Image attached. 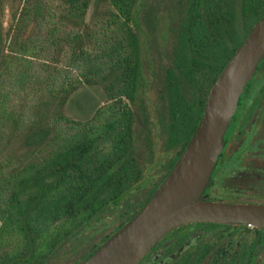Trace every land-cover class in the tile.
<instances>
[{"label":"trees","instance_id":"16d2710c","mask_svg":"<svg viewBox=\"0 0 264 264\" xmlns=\"http://www.w3.org/2000/svg\"><path fill=\"white\" fill-rule=\"evenodd\" d=\"M147 1L0 0V264L47 263L81 226L105 211L112 214L111 203L142 179L140 139L150 147L149 162L153 146L146 128L135 125L132 105L146 90L141 42L131 21L136 16L144 29L147 19L156 23L159 9L152 15ZM209 2L183 0L176 7L170 0L167 8L177 47L156 79L152 103L159 148L178 149L176 156L198 124L208 88L264 14V0H233L232 22L221 21L226 11L219 8L214 23ZM199 11L206 14L204 34L197 27ZM204 71L207 83L198 80ZM180 76L192 94L201 84L198 109L188 102ZM84 84L100 87L104 99L75 119L66 104ZM176 156L161 165L166 171L160 180ZM159 182L143 183L116 207L111 225L100 224L61 264H80L148 201Z\"/></svg>","mask_w":264,"mask_h":264},{"label":"flooded vegetation","instance_id":"af4514ba","mask_svg":"<svg viewBox=\"0 0 264 264\" xmlns=\"http://www.w3.org/2000/svg\"><path fill=\"white\" fill-rule=\"evenodd\" d=\"M171 1L176 7L183 3V0ZM232 1L227 0L223 3L222 0H210L206 7L213 10L214 23L220 21L217 17L219 8L226 11L225 15L220 16L221 21H226V25L230 23ZM171 4L170 0H148L146 6L152 10V15L159 9V13H156L159 19L156 23L152 21L153 19H147L146 29L142 27L141 20L137 19L136 26L131 23L138 33L140 42L141 33L144 34L146 41V53L149 56V63L145 69L146 77L143 76L145 71L143 72L142 66L141 73L145 81V90L152 95L151 97H155V84L160 74H164L165 68L162 66L167 63L169 53L173 54L177 47L169 27L172 20L167 8ZM196 15L197 27L204 34L206 14L199 11ZM202 34L196 35L197 42H200ZM225 38L230 46L231 41L227 33ZM141 52L143 55L142 47ZM179 79L188 102L198 109L202 100L201 84L197 85L196 93L192 94V88L186 80L181 76ZM198 80L207 83L209 81L207 72L204 71ZM211 86L206 93L204 106ZM177 152L178 149L175 148L169 150L158 148L157 151L153 148V159L149 163L155 162L157 168L152 169L143 183L152 186L161 182L160 178L166 171L161 169V165L164 161L173 159ZM200 199L264 205V56L257 63L239 95L223 134L216 163ZM137 264H264V227L251 223L217 221L183 223L164 234Z\"/></svg>","mask_w":264,"mask_h":264},{"label":"water","instance_id":"95a60500","mask_svg":"<svg viewBox=\"0 0 264 264\" xmlns=\"http://www.w3.org/2000/svg\"><path fill=\"white\" fill-rule=\"evenodd\" d=\"M264 56V14L214 80L188 142L148 201L80 264H137L167 232L191 221L264 227V205L201 200L239 95Z\"/></svg>","mask_w":264,"mask_h":264},{"label":"rangeland","instance_id":"374dc122","mask_svg":"<svg viewBox=\"0 0 264 264\" xmlns=\"http://www.w3.org/2000/svg\"><path fill=\"white\" fill-rule=\"evenodd\" d=\"M91 7L88 9L87 12V18L90 16ZM136 14V11H135ZM138 20L136 16L133 17L131 23L136 26ZM141 37V47L143 50L142 55V67L143 72L145 71L149 61H148V54L146 53V41L144 38V34H140ZM146 71L144 72L143 76L146 77ZM152 95L147 93L144 95V99L140 102H136L133 107V111L135 113L136 121L135 125L138 129L140 128H146V132L151 138L152 146L157 151L159 146H161V141L159 138V123L157 122V118L155 115L154 105L152 103ZM103 92L100 87L96 85H81L71 96L69 97L67 104H66V112L68 115H70L72 118L75 119H81L86 116H88L94 109L95 105L97 103L103 102ZM137 131V132H138ZM145 140L140 139L139 143V149L142 151V161L145 164V169L143 172V177L138 182L134 183L129 189H127L125 192H123L117 199L121 200L119 204L117 205L118 200H114L111 203V211L112 214L109 211H105L102 214V217L97 220H92L89 224L81 226L78 230H76L71 236H69L67 239H65L61 245L55 250V252L51 255L50 259L45 264H61L64 261L67 260L68 256L72 252L75 246L82 245L85 241H87L88 237L93 233L94 231H98L102 226L99 228L100 224L103 223H111L112 222V216L114 215L115 209L117 206H121L125 203L124 200L128 196H133V194L141 191L140 189L143 187V180L149 175V172L154 168V165L156 164L153 162L152 164L149 163L147 155L150 152V147L146 146ZM111 225V224H110ZM108 229L107 227L105 230Z\"/></svg>","mask_w":264,"mask_h":264}]
</instances>
